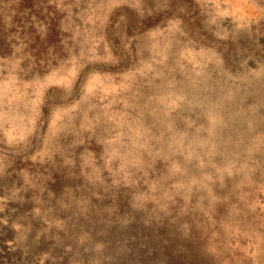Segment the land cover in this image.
Here are the masks:
<instances>
[{"label": "rangeland", "instance_id": "rangeland-1", "mask_svg": "<svg viewBox=\"0 0 264 264\" xmlns=\"http://www.w3.org/2000/svg\"><path fill=\"white\" fill-rule=\"evenodd\" d=\"M163 221L264 264V0H0V236Z\"/></svg>", "mask_w": 264, "mask_h": 264}, {"label": "trees", "instance_id": "trees-1", "mask_svg": "<svg viewBox=\"0 0 264 264\" xmlns=\"http://www.w3.org/2000/svg\"><path fill=\"white\" fill-rule=\"evenodd\" d=\"M59 181L55 179L54 182L58 187L61 185ZM119 207L123 208L125 204H119ZM79 222L85 225L81 218ZM80 223L67 234L76 235ZM86 229L89 236L94 237L99 233L95 230L96 227ZM109 229L105 242L101 244L105 246L103 251H107L104 260L109 263L105 264H222L206 253L198 236L193 232L189 231L186 235L176 233L174 228L164 221L151 222L150 225L145 226L131 222L121 236L115 232L114 227H109ZM40 243L42 241L38 242ZM34 246L23 253L13 242L11 234H1L0 264H40V259L44 257L46 259L43 260V264H67L71 259L70 253L57 252L58 246H55L53 250H47L45 246L37 244ZM65 249L73 250L76 247L67 245ZM115 249L121 253H117ZM118 254L121 256H117ZM79 260L83 261L84 258L80 257Z\"/></svg>", "mask_w": 264, "mask_h": 264}]
</instances>
